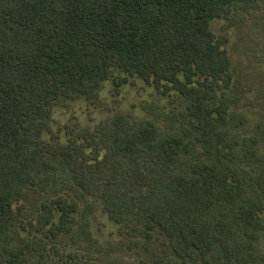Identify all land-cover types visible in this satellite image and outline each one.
I'll list each match as a JSON object with an SVG mask.
<instances>
[{"label":"trees","instance_id":"trees-1","mask_svg":"<svg viewBox=\"0 0 264 264\" xmlns=\"http://www.w3.org/2000/svg\"><path fill=\"white\" fill-rule=\"evenodd\" d=\"M262 1L0 0V264H97L83 199L130 250L165 236L174 257L156 264H264V125L230 126L232 61L211 28ZM114 70L178 94L181 127L117 115L47 142L53 107L95 98Z\"/></svg>","mask_w":264,"mask_h":264},{"label":"rangeland","instance_id":"rangeland-1","mask_svg":"<svg viewBox=\"0 0 264 264\" xmlns=\"http://www.w3.org/2000/svg\"><path fill=\"white\" fill-rule=\"evenodd\" d=\"M211 28L217 37L226 40L225 48L232 61L234 84L228 97L234 118L230 126L246 137L253 136L257 133V126L264 125V1L254 10L243 12L232 20H214ZM184 113L185 104L178 94L164 95L153 84L114 70L111 79L102 84L95 98L81 97L57 103L44 139L51 144H66L71 138L82 142L84 136L100 132L117 115L132 123L153 120L167 130H178L184 122ZM240 117L246 121L240 123ZM34 201L30 198L25 203L27 214L35 215ZM81 202L82 211L78 219L87 218L86 225L101 246L96 255L97 264H156V255L164 261L174 257L163 235L156 239L149 251L130 250L118 226L108 218L100 204L90 213L84 209L85 199ZM261 249L264 255V241ZM63 251L81 252L83 249L67 241ZM54 260L57 264L58 258Z\"/></svg>","mask_w":264,"mask_h":264}]
</instances>
